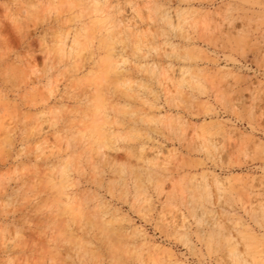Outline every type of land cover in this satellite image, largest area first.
Returning <instances> with one entry per match:
<instances>
[{
  "label": "rangeland",
  "instance_id": "374dc122",
  "mask_svg": "<svg viewBox=\"0 0 264 264\" xmlns=\"http://www.w3.org/2000/svg\"><path fill=\"white\" fill-rule=\"evenodd\" d=\"M47 2L0 0V264H260L264 0H72L79 56Z\"/></svg>",
  "mask_w": 264,
  "mask_h": 264
},
{
  "label": "snow or ice",
  "instance_id": "6c2138e0",
  "mask_svg": "<svg viewBox=\"0 0 264 264\" xmlns=\"http://www.w3.org/2000/svg\"><path fill=\"white\" fill-rule=\"evenodd\" d=\"M106 6V5H105ZM6 7V5H5ZM33 7H46V11L43 14L42 19H37L36 30L37 32H43L44 36L41 38V46L50 43L54 48L59 49L63 55L64 50L67 48V44H72V53L76 56L83 55L89 51V48H84L81 50L80 38L83 34L80 29L82 19L79 16L73 14V10L77 7L72 0H48L46 4H41L39 6L33 5ZM96 7H101L97 4ZM264 7V4H262ZM16 23V22H14ZM28 24L31 25V20H28ZM15 36L9 34L5 36L0 45H2L7 54L3 57V63L7 64L12 61L13 56H17L18 53H22L25 49H29V45L32 39L36 37H29L28 33L25 31L24 21H19L16 23ZM51 37V41L48 40ZM15 46V47H13ZM22 58V57H21ZM47 63V61H46ZM261 66L262 81L261 96L264 98V56L259 61ZM261 122L264 123V111L261 113ZM43 235V233H41ZM262 259L260 264H264V232H262ZM43 264H56L55 261L49 262L44 261ZM80 264H126L124 261L120 260H82ZM138 264H145V262L140 261ZM195 264V262H192ZM251 264V262H248Z\"/></svg>",
  "mask_w": 264,
  "mask_h": 264
},
{
  "label": "bare ground",
  "instance_id": "6f19581e",
  "mask_svg": "<svg viewBox=\"0 0 264 264\" xmlns=\"http://www.w3.org/2000/svg\"><path fill=\"white\" fill-rule=\"evenodd\" d=\"M216 182H219L218 180H216Z\"/></svg>",
  "mask_w": 264,
  "mask_h": 264
}]
</instances>
